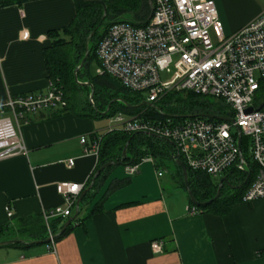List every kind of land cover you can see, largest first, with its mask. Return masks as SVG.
<instances>
[{
	"label": "crops",
	"instance_id": "crops-1",
	"mask_svg": "<svg viewBox=\"0 0 264 264\" xmlns=\"http://www.w3.org/2000/svg\"><path fill=\"white\" fill-rule=\"evenodd\" d=\"M211 1L224 33L243 27L264 10V0ZM74 14L72 0H35L0 9V105L8 98L46 92L42 50L50 42L48 32L60 31ZM95 120L46 110L20 122L25 153L0 159V226L64 207L57 183L85 188L98 157L84 153L80 137L90 141L110 126L100 127ZM140 166L117 188L115 181L125 179L107 171L79 214L86 217L92 203L107 192L104 210L74 226L53 248L1 247L0 264H264V199L240 201L222 216L190 214L181 181L175 182L178 192H165L156 173ZM125 202L135 203L116 208ZM154 240H162L161 253L152 252Z\"/></svg>",
	"mask_w": 264,
	"mask_h": 264
},
{
	"label": "built area",
	"instance_id": "built-area-1",
	"mask_svg": "<svg viewBox=\"0 0 264 264\" xmlns=\"http://www.w3.org/2000/svg\"><path fill=\"white\" fill-rule=\"evenodd\" d=\"M152 8L146 23L119 21L111 24L98 43L97 75H109L124 88L140 93L145 101H159L170 91L191 92L210 97L225 106L229 115H220L232 123L202 117L173 123L145 120L137 116L116 114L110 118V131L143 133L172 143L180 160L192 172L214 179L230 170L248 172L255 166L254 176L242 201L264 199V10L243 27L225 34L222 22L211 0H151ZM170 76L162 79L160 74ZM62 91L47 83L45 93H28L8 98L0 105V159L25 153L19 133L26 116L65 107ZM251 108L252 110L248 111ZM236 129L235 133L231 128ZM247 141L249 161L239 160L237 134ZM100 136L88 141L80 137L84 153L98 157ZM242 153V152H241ZM243 155V154H242ZM143 163L154 166L152 157L125 165L128 177L137 173ZM71 165L72 161L69 160ZM157 177L162 171L156 172ZM84 184L61 182L56 191L65 206L42 212L47 225L54 218H68ZM5 215L11 218L9 206ZM190 214H196L188 206ZM54 234L48 231L49 247ZM162 240L151 242L152 252H162Z\"/></svg>",
	"mask_w": 264,
	"mask_h": 264
},
{
	"label": "trees",
	"instance_id": "trees-1",
	"mask_svg": "<svg viewBox=\"0 0 264 264\" xmlns=\"http://www.w3.org/2000/svg\"><path fill=\"white\" fill-rule=\"evenodd\" d=\"M30 1L35 0H0V9L10 6H20ZM72 1L75 11L73 19L60 31H49L48 37L50 42L42 50L46 69V81L62 91L66 103L62 109L53 110L55 115L70 113L82 118L102 119L104 117L110 118L120 113L152 121H165L167 118H171L169 116L200 114L229 115L223 111L221 108L223 105L218 101L184 91H170L159 101L153 102L152 104L159 109L158 111L151 106L140 105L145 101V97L140 93L124 88L113 77L105 74L91 75L89 64L95 61L99 66L96 49L108 27L119 21H127L136 25L146 23L150 14L148 0H101L106 7V15L102 22L101 5L82 0ZM93 31L94 34L89 38L87 45L88 55L85 59V66L76 74L79 82L91 84L93 93L91 96L92 102H90L89 99L84 101L80 98V94L82 93H87L90 96V88L75 83L73 71L83 59L86 39ZM260 93L264 97V84ZM115 99H121L122 102ZM158 102H161L162 105H159ZM109 103L111 104L107 114H100L105 111ZM171 119L173 123H179L184 120L179 117ZM99 136L98 163L95 172L105 163L119 162L121 160L122 149L127 144L126 159L120 166L137 164L141 158L150 156L154 160V167L168 170L164 166L163 161H171L176 167L177 175L180 177L181 187L186 191L181 170L173 160V157L177 154L176 149L169 141L143 133L128 134L121 131H107ZM95 137L96 135L93 136V138ZM246 145L247 141L245 138H242L241 152L244 158L245 153H247ZM114 166L117 165L104 169L96 178H94V172L85 185L86 188L94 179L92 188L81 199L79 204L80 211H82L84 205L94 198L97 194V184L105 179V173ZM248 168L250 171L247 173L234 170L226 172L224 177H226L228 184H223L220 196L214 202L205 206H196L189 199L188 205L194 207L197 213H210L219 216L229 213L236 203L242 201V196L254 176L255 166L248 164ZM187 176L189 189L197 202H206L214 197L218 187L216 179L206 174L192 172L189 169H187ZM126 179L124 181H115L114 188H117V183H124ZM232 186H236L237 188L231 189ZM106 193L92 203L86 217L78 214L65 231L54 238V241L59 240L74 226L82 225L87 218L102 212L104 210L103 199ZM134 203L125 202L119 204L116 208L127 207ZM73 213L74 209L71 216ZM68 218H54L46 225L42 215H32L18 219L13 223H6L0 226V241L9 239H23L26 242L44 241L48 237V231L54 235L57 234ZM4 235L9 236V238L2 239ZM46 245H49V242ZM26 246L28 244L20 243L6 247L25 248Z\"/></svg>",
	"mask_w": 264,
	"mask_h": 264
},
{
	"label": "water",
	"instance_id": "water-1",
	"mask_svg": "<svg viewBox=\"0 0 264 264\" xmlns=\"http://www.w3.org/2000/svg\"><path fill=\"white\" fill-rule=\"evenodd\" d=\"M82 1H88V2H92V3H97L99 5L102 6V17H101V22L104 20L105 18V15H106V7L105 5L103 4V2L101 0H82ZM148 5H149V8L151 10L152 8V3H151V0H148ZM94 34V31L91 32L89 34V36L87 37L86 39V44H85V54H84V57L83 59L81 60L80 64L74 69L73 71V74H74V80H75V83H77L78 85H81V86H87L90 88V97L92 96V93H93V88L91 86L90 83L86 82V83H81L77 80V77H76V74L77 72L85 66V59L88 55V41H89V38ZM116 101H120L122 102L121 99H115ZM114 100V101H115ZM110 104H108L107 108L105 109L104 112H101L100 114L102 115H105L107 114L108 110H109V107H110ZM140 105H147V106H151L153 108H156L158 111L159 109L154 106L152 103L148 102V101H144L142 102ZM138 105V106H140ZM264 106V104H262L261 106H259L257 108L258 109H261L262 107ZM252 110L251 108L248 109V111ZM171 118H182V119H189V118H195V117H202V118H207V119H214V120H219V121H227V122H230L232 123L233 120L230 119V118H227V117H223V116H220V115H215V114H200V115H184V116H169ZM238 130V128H236ZM149 136H153V135H149ZM155 137V136H153ZM240 144H241V135L238 133L237 134V145H238V149H239V160L240 162L243 161V155L241 153V149H240ZM126 150H127V144L123 147L122 149V152H121V160L119 162H108V163H105L104 165H102L101 167L98 168V170L95 172V175H94V178H96L104 169L108 168L109 166H112V165H122L126 159ZM173 160L175 162V164L180 168L181 170V174H182V179H183V183H184V186H185V189L187 191V195L190 199V201L196 205V206H205L207 204H210L212 202H214L215 200H217L220 196V191H221V188L223 186V184H228V181L226 179V177H221L219 180H218V187H217V190H216V193L214 195V197L206 202H202V203H199L197 202L193 196H192V193L189 189V184H188V176H187V168L185 167L184 163L180 160L178 154H176L174 157H173ZM93 182H94V179L89 183V185L84 188L82 190V192L80 193V195L77 197L75 203H74V213L71 217H69L68 219H66V221L63 223L62 227L60 228L59 232L55 235L52 236V239H54L56 236L62 234L65 229L72 223V221L78 216L79 214V204L81 202V199L83 198V196H85L86 193H88L90 191V189L92 188V185H93ZM237 187L236 186H232L231 189H236ZM49 237H47L44 241H32V242H26L25 240L23 239H12V240H8V241H2L0 242V248L1 247H6V246H10V245H14V244H46L49 242Z\"/></svg>",
	"mask_w": 264,
	"mask_h": 264
},
{
	"label": "rangeland",
	"instance_id": "rangeland-1",
	"mask_svg": "<svg viewBox=\"0 0 264 264\" xmlns=\"http://www.w3.org/2000/svg\"><path fill=\"white\" fill-rule=\"evenodd\" d=\"M225 34H230V32L229 33H225ZM97 69H98V65H97V63L95 61L94 62H91L89 64V72H90L91 75H96L97 74ZM169 76L170 75L169 74H166V73L160 74V77L162 79H166ZM80 98L82 100H84V101L86 99H89V101L92 102L91 97L88 96L87 93L80 94ZM207 99H212V98L207 97ZM158 103H159V105H162L161 102H158ZM221 108L223 109V111H226L227 110V108L225 106H222ZM95 121H96V123H98V125L100 127H103L104 128L107 125H109L110 118L104 117L102 119H97ZM235 131H236V129L234 127H232L231 128V132L234 134ZM245 159H247L249 161V153H245ZM163 164H164V166H166L168 168V171L167 172L162 171V176L157 179V182L158 183L160 182V184H161L162 188L165 190V192H169V191L172 192L173 190H175L176 192H178L179 190H177L175 188V182H180V177H179V175H177L175 165L171 161H163ZM142 165H144V167H148L149 174L150 175H152L153 172L156 173V170L159 169V168L153 167L151 164H145V163H143V164H141V166ZM111 171H112L113 175L116 176V177H118V178H121V179L128 178V176H126L124 174L123 166H120V165L114 166V167H112ZM133 177L134 176H130V178H133ZM219 179H220V177H218L215 181H218ZM145 183H146V181H145ZM143 186H145V185L143 184ZM135 197L138 198V196H135ZM5 238H9V236L4 235L2 237V239H5ZM9 240H12V239H9ZM2 241H8V240H1L0 242H2Z\"/></svg>",
	"mask_w": 264,
	"mask_h": 264
}]
</instances>
